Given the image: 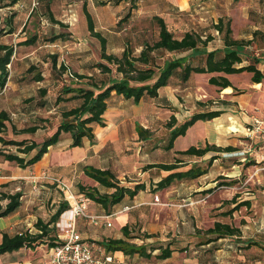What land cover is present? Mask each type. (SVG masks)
Segmentation results:
<instances>
[{
	"label": "rangeland",
	"instance_id": "rangeland-1",
	"mask_svg": "<svg viewBox=\"0 0 264 264\" xmlns=\"http://www.w3.org/2000/svg\"><path fill=\"white\" fill-rule=\"evenodd\" d=\"M241 2L193 0V4L185 10L174 5H138V9L133 12L131 18L124 20L130 5H114L109 0H22L18 6L0 11V29L5 26V20L8 18L14 25L17 24L16 35H8L0 39L3 43L14 45L16 51L11 65L8 66L10 70L9 83L4 89L5 92L0 94V111L6 110L10 113L12 124L17 129L29 127L36 124V121L41 118L40 116L46 115L44 110L37 115L29 114L24 110L26 99L31 97L40 99L39 86L47 87L50 104L57 106L55 101L64 86H86L87 80H79L71 73L93 76L97 82L108 77L94 67L99 63L107 64V62L101 58L100 42L88 31L85 9L92 15L96 31L107 39V54L121 56L128 45L133 50V55L138 57L144 44H153L158 39L159 28L154 21L156 16L165 19L169 29L177 38H182L188 30L200 33L204 39L208 35L215 36L217 39L208 45L211 48L222 45L218 41L219 36L213 29V25L225 15L232 16L236 35L244 33L245 30L247 33V29L244 28L246 20L243 17L245 8ZM258 2L260 3L261 0ZM48 10L53 12L56 20L63 26L54 25L50 21L47 15ZM248 15L252 20V23L249 24L250 27L253 29L256 25L259 30L256 31L257 35H253V45L250 50L252 54L249 53L250 56L247 55L245 59L254 62V59L258 58L261 61L258 66L264 71V10L261 13L253 14L251 12ZM35 35L38 36V42L35 45H18ZM55 36L60 38L51 41ZM153 55L157 65H163L166 60L182 56L162 52H156ZM53 56L58 57V69L56 70L52 66ZM62 63L69 67L66 73L59 70ZM30 66H36L37 72L43 73L45 77L43 84L23 79ZM114 74L113 67L112 76ZM243 75L248 76V73L233 75L238 93L244 91L245 85H247V78ZM209 78L210 76H192L187 83H181L177 78L172 79L170 87L165 91L161 90V98L154 101L147 98L141 106L143 110H146L145 112L156 114L155 118H132L133 120H129L125 124L127 130L133 131L134 127L139 130L138 127H140L148 131V135L147 139L143 140L145 147L141 156L137 154L141 144L139 143L140 139L137 140L138 133L123 145L119 156L125 158L126 163L123 162V167L119 168L120 174L117 175L122 185L134 187L138 181L155 182L167 175L161 169L148 167L151 164L174 162L173 155L165 150L169 137L167 123L172 115L183 121L188 120L197 112L225 107L222 103H227V101L220 97L219 89L209 85ZM80 103L81 101L74 100L58 105L52 114H49V118H52V120L50 119V133L55 132L61 121L62 112L74 108ZM111 104L112 108L120 109L127 114L135 113L137 115L140 110V107L135 106L132 100L128 102L122 99ZM32 105L34 103L28 106L32 107ZM231 114L237 115L234 112ZM113 116L114 112L110 117ZM234 120L225 122L221 118L207 123L204 127L202 125L205 122L201 121L202 124L198 123L189 129L186 136L177 139L175 149L184 150L190 146L203 145L202 139L205 136V130L211 133L213 130L222 131L227 126L231 127L230 130H236ZM12 124L8 128L5 138L23 140L26 135H14ZM228 131L226 130V135H233L231 139H234L239 151L235 154L225 155L224 161L242 159L243 163L248 162L251 165L250 168L246 171L242 167L234 168L229 163L217 161L212 168H209L207 177L193 182L176 181L170 188L157 194L160 199L154 197L151 200L153 193H142L143 199L138 200V203L141 204L130 210V213L128 212L129 222L127 225L133 237L131 242L137 245L147 244L157 247L172 244L178 252L171 259L165 261L155 257L159 251L154 252L151 259L136 255L128 258L125 264H242L246 259L263 255L259 247H252L249 250H245L244 247L247 240L264 244V241L259 239V237H264V171L262 170L264 160L254 153L260 151L259 147L253 144L256 139L248 140L244 136L243 129L241 130L243 132H236V134ZM47 135H49L48 131H43L38 136L30 135V137L37 142H42ZM211 137L213 139L215 135ZM68 139H71V135L67 134L62 138V144H66ZM206 143H208L207 140ZM219 143L221 144V141ZM252 145L254 146L252 147ZM2 149L18 153L16 147ZM67 157L65 156V160H68ZM194 160L187 159L183 166L186 167L184 169L189 168L192 164H198L202 169L208 168L209 159ZM0 163H4L2 157H0ZM81 172V167L73 168L67 180L62 181L71 188L75 195L81 193L79 188L81 185L90 189L97 187L96 184L88 181L93 180L85 178ZM44 179L36 189H33L31 184L20 186L21 192L24 194L22 208L19 210V214L7 218V220H5L6 218L0 220V241L4 232L10 235L26 231L37 232L35 224L38 219L49 221L62 199H65L64 193L57 183L48 180L49 178ZM230 183L236 184L231 188L228 186ZM99 187V190L96 189L101 194H105L104 189ZM208 190L210 191L207 192ZM236 196L239 197V199L236 198V203H242L239 201L251 198L252 200L244 202L251 203L252 201L253 204L249 207H241L231 216H223V213L235 209L237 204L230 202ZM75 202L72 200V203ZM233 205L235 206L232 207ZM87 207L88 215L97 217L90 210L91 207L93 209L97 205L88 201ZM121 213L119 211L116 216ZM84 219L87 221L82 225V229L80 228L83 234L92 239H99V241L106 239L104 234L93 235L91 233L93 229L88 225V222L91 223L93 220L85 217ZM99 221L96 222L99 223ZM217 221L237 228L241 227L243 229L242 236L245 239L226 238L209 246L208 244L201 245V242L209 239L206 231L214 227ZM114 225L116 230L119 229L120 221L116 220ZM107 236L115 237L116 234L112 232ZM48 257L49 251L46 246H39L33 251L22 249L19 252L7 254L0 259V264H42L46 263Z\"/></svg>",
	"mask_w": 264,
	"mask_h": 264
},
{
	"label": "trees",
	"instance_id": "trees-1",
	"mask_svg": "<svg viewBox=\"0 0 264 264\" xmlns=\"http://www.w3.org/2000/svg\"><path fill=\"white\" fill-rule=\"evenodd\" d=\"M22 0H0V11L3 9H11ZM123 1H127L130 5L129 11L124 20L131 18L133 12L138 9L139 0H109L114 5H119ZM240 2L242 0H234ZM264 3V0H261ZM50 21L60 24L56 20L51 10L47 11ZM88 31L101 44V58L107 64L99 63L95 65L103 75H108L102 81H95L93 76L79 75L77 73L71 75L79 80H87L86 86H64L58 95L55 104L58 106L64 102L74 100L81 101L80 105L64 110L61 114V121L57 125L55 132L47 135L42 142L35 139H23L21 141L5 138V134L9 126L12 124V118L8 111H0V144L3 148L16 147L17 154L0 149V157L4 161L14 163L22 169L34 166L45 154L49 148L58 144L63 133L70 134L72 139L71 148L83 147L84 139H89L92 144L95 142L94 126L106 127L104 115L108 110V101L113 94L122 96L125 100H132L135 105H139L141 101L159 99L160 91L171 85V80L177 78L181 83H187L193 74H210L209 84L217 87L220 91L229 87H233L227 75L241 74L244 72L252 74L251 81L260 84L264 81V73L258 68L261 61L258 58L254 62L246 60L248 51L247 47L252 46L253 41L236 40L233 37L231 20L228 18H220L218 23L213 25V29L221 37L222 46L213 51L208 50V44L213 40L212 35L203 36L194 31L188 30L182 38H177L169 29L164 18L156 16L154 21L159 28L157 41L153 44H144L143 49L138 57L133 55V50L127 45L121 56L107 54V39L98 31H96L92 15L85 9ZM17 31V24L14 25L8 18L5 20V26L0 29V39L8 35H13ZM257 35V33L255 34ZM60 37H53L51 41H55ZM38 42V36L35 35L26 41L19 43V46H33ZM174 53L178 55L187 54L166 60L163 65H157L154 53ZM14 45H9L0 41V94L6 88L10 79L9 65L15 56ZM248 61L247 65H242ZM53 69H58V57H52ZM113 67L115 74H113ZM59 70L66 73L69 67L62 63ZM34 74V75H33ZM32 76V77H31ZM24 80H31L34 83H42L45 77L42 72H37L36 66H30L26 71ZM227 91H231L227 89ZM40 99L35 97L28 98L24 101L25 111H35L45 109L50 106V100L47 87H42L38 91ZM50 101V102H49ZM34 103L32 107L28 105ZM223 114L222 111H204L198 112L191 116L188 120L180 123L175 115H172L167 128L169 131L168 143L165 146L166 151L174 148L175 141L186 136L188 130L197 122L212 121ZM41 123V124H40ZM51 120L48 118H40L36 124L17 129L12 124L14 135H36L39 130L51 129ZM139 137L144 140L148 135V131L138 127ZM236 150L233 147L222 148L217 145L206 143L205 145L190 146L183 151H177L173 163L154 164L148 168H159L169 175L164 177L157 183L156 190L169 188L176 181L195 180L207 174L206 169H202L199 165H194L188 170L181 171L187 159H201L208 154H216L210 158L209 165L220 158L218 154L228 153ZM249 166V165H248ZM83 173L88 178L94 180L102 188L113 190L112 193L101 194L96 188H86L81 185L80 192L77 195H83L88 201L100 204L106 211H110L114 206L120 204L124 198L133 199L140 192L147 189L146 184L138 183L134 187L122 185L118 177L111 170H101L94 166H85ZM235 183H230L231 186ZM155 190V191H156ZM208 190L207 192H209ZM236 197L230 203L237 204L235 209L223 213V216H231L241 207H249L250 202L236 203ZM5 202V204H3ZM23 205V193L17 191L15 193H0V220L9 218L16 214ZM70 209V204L65 199L57 206V210L51 216L49 221L38 219L35 224L37 232H22L10 235L7 232L2 233L0 241V259L7 255L21 251L22 249L35 250L39 246H46L47 251L54 249L63 244L61 234L57 229V223L61 216ZM126 239H108L103 240L99 244L102 245L107 252H122L125 256L139 255L145 259H151L154 252L159 250V254L155 257L158 260H168L172 258L177 249L172 248V244L159 247L153 245H137L130 243L133 237L129 232V226L126 225L121 229ZM209 239L201 242V245L218 242L226 238H241V229L227 223L215 222L214 227L206 231ZM245 250L252 247L264 249V244L258 241H245Z\"/></svg>",
	"mask_w": 264,
	"mask_h": 264
},
{
	"label": "crops",
	"instance_id": "crops-1",
	"mask_svg": "<svg viewBox=\"0 0 264 264\" xmlns=\"http://www.w3.org/2000/svg\"><path fill=\"white\" fill-rule=\"evenodd\" d=\"M192 2H193V0H139L138 5H174L181 10H185V9H188L189 5L193 4ZM20 3H21V1L19 2V4ZM19 4H17L16 6H18ZM122 4L129 5V3L127 1H123L119 5H122ZM241 4H243V6L245 8V10L243 11V17L246 20V23L244 24V28L247 29V33H245L246 30L243 29V30H245V31H243L244 33H239L238 35H236L235 30H234V20L231 19L232 16L225 15V17H221V18H227L228 17V19L231 20L233 37L236 40H246V41L251 40L252 41L254 38L253 35L256 34V31L259 30V27H256V25H254L253 29H252V27H250L249 24L252 23V20L250 18V15H248V13H251V12L253 14L254 13H261L262 10H264V3L262 2V4H261V2L260 3L258 2V0H242ZM6 9H8V8H6ZM215 24H216V22H215ZM250 30H251V32H250ZM216 39L217 38L215 36H213V40L208 45H211V43L213 41H215ZM218 41L221 42V44H222L220 36L218 37ZM221 46L222 45H219L216 48H211L209 46L208 50L213 51L217 48H220ZM250 50H252V46L247 47L248 54L250 53ZM250 54H252V52ZM250 54H249V56H250ZM182 56H186V55H182ZM247 64H248V61H245L242 65H247ZM258 68L264 73V71L261 69L260 66H258ZM246 73L247 72H244L241 74H246ZM234 75H239V74H234ZM192 76H210L211 77L212 75H210V74H193ZM240 77H242V76H240ZM244 77L247 78V83H246L247 85H245L246 88L244 91H241L238 93L236 91V88H238V87L233 81L234 80L233 75H227V78H229L233 87H229V88H226V89L220 91V94H221L220 97H222L223 100H226L227 103H225V102L222 103L223 105H225V107H223V108L212 109V111H222L223 114L220 117H218L212 121L205 122L202 125L204 127L207 123L209 124V123H211L217 119H221V118L225 122H230V120L235 119L234 121L236 123V128H237L236 130H230L231 129L230 126L223 128L222 131L213 130L211 133L209 131L205 130L206 133H205L204 138L202 139V141L204 142L203 145L206 144V140H207L208 143L211 145H217L218 147H222V148L233 147L236 149L232 152L218 154L220 158L216 159L213 162V164L217 161L223 162L225 160L224 159L225 155L235 154L239 151V149L237 148V145L234 143V139H231V137L233 135H230V136L226 135V130H229L228 132H230V133L234 132V134H236V132H243V131H241L243 129L244 130V136L248 140H255L256 139V142H254L253 144L257 145V147H259L260 151L259 152L255 151L254 153L256 156L261 157L262 160H264V81L260 84L253 83L251 81L252 74H250V73H248V76L245 75ZM208 83H209V81H208ZM42 87H44V85L39 86L38 89H40ZM169 87L170 86H168L162 90L165 91ZM212 87H214V86H212ZM227 89H230L231 91H227ZM4 92H5V90L2 93H4ZM160 94H161V91H160ZM160 94H159V98H161ZM122 99H124L122 96H118L115 94H113L111 96L110 100L108 101V110L106 111V113L104 115L106 127L102 128L100 126H94V133L96 136L94 144H92V142L89 139H84L83 147L71 148L70 146L72 144V139H68L66 144H64V145L62 144V138L65 135H67L66 133H63L61 136L60 142L54 146H51L49 148L48 153L45 154V156L42 158V160L39 161L34 166L28 167L27 169H22V168L18 167L17 165L10 163V162L4 161V163H0V193H2V192L3 193L4 192L15 193L17 191H21L20 186L21 185L23 186L24 184H31L33 189L34 188L36 189L38 184L40 185V183L42 182L41 180H45L43 178L44 175H46L49 178H54V179H58L61 181H66L67 178L69 177L70 173H71V169L73 170V168H76V167H81V169H82L81 174L82 175H84L83 168L85 166H94L95 168H98L101 170H111L116 176L118 174H120L119 168L123 167V165H122L123 162L126 163V159L119 156L120 152L122 151V147L126 141H128L130 138H134L135 136H137V133H138L137 127H136V129L134 127L133 131L127 130V129H125V124H127L129 120H133L134 118L139 119V118L145 117V118L152 119V118H155V116H156V114L152 115L151 113L149 114L148 111L145 112L146 110H143V107H141V106H142L144 101H141V103L139 105L134 104L135 106L140 107V110L137 113V115L135 113L127 114L120 109L112 108L113 106L111 103H113L117 100L120 101ZM126 101L129 102L131 100H126ZM56 107L57 106L51 104L50 106H47L45 109H38L37 110L38 112L37 111H32V112L26 111V112L29 114L34 113L37 115V114H39L40 111L44 110L43 112H45L46 115L40 116V117L48 119L49 114H52L53 110H55ZM235 109H236V112H235ZM113 112H114V116L110 117V115L113 114ZM201 112H204V111H201ZM230 112L231 113L232 112L237 113V115H233ZM49 119L52 120V118H49ZM177 119L179 120L180 123L186 121V120L180 121V119L178 117H177ZM256 121H259V123H260L259 127L256 126V124H255ZM198 123L202 124L201 121H199L195 125H197ZM43 131H45V132L48 131L49 135L52 134V133H50L51 130H49V127H48V129H45V130H42V129L39 130L35 136H38ZM68 135H70V134H68ZM212 135L213 136L215 135V138L211 139ZM24 139H34V138L30 137V135H26V137H24ZM146 139H144V140H146ZM137 140H139V143H141L140 146L138 147L137 154L141 156V154L143 155V153H144L143 150L145 147V145H144L145 142L141 138H139V136L137 137ZM176 141H175V143H176ZM219 141H221V144L219 143ZM175 143H174L173 150L166 151L167 153L172 154L173 158L176 156L177 151H183V150H176L175 149V147H176ZM0 146H1V144H0ZM253 146L254 145H252V147ZM2 148L0 147V149H2ZM187 148H189V147H187ZM248 148H250V147L248 146ZM249 150H251V148ZM68 155L71 157L68 158L67 157ZM213 155H216V154H208L201 159L191 158V160H194V159H196V160H208L209 159V161H210V158ZM65 156L67 157L68 160H65ZM196 160H194V161H196ZM244 160H246V159H244ZM209 161H208V168L206 169L207 174H205L202 177L195 179V180H199L203 177L208 176L209 168L213 167V164L209 165ZM224 162L229 163L234 168L235 167L236 168L242 167L246 171L251 166L248 164V162L243 163L242 159H231V160L224 161ZM160 164H166V163H160ZM151 165H154V164H151ZM194 165H198V164H192L187 169H184L186 167H182L180 170L181 171L188 170ZM163 172H165V171H163ZM165 173L167 175H169V172H165ZM86 177L87 176H85V178ZM163 178L164 177H162L160 180L155 181V182L150 181V180L148 182L147 181L146 182L138 181L135 184L144 183V184H146L147 189L145 191L140 192L133 199H131L129 197L124 198V200L120 204L114 206L110 211H106L100 204H97L95 202L90 201V203L97 205V207H93V209H92V207L90 208V210L95 215H97L98 217H109L108 219L100 220L99 223H95V222L89 223L88 222V225L91 226L93 229L91 231V233L93 235L104 234L106 236V239H104V240L126 239L123 236L121 229L124 226H126L129 222L128 217H129V213L131 212L130 210H133V208H136L138 205L141 204V203H138V200L143 199V196L141 195L142 193L151 192L154 195H156V196L152 195L151 200L154 197H157L158 199H160L159 195H157V194L162 193L163 191L168 189V188H166L163 190H156L157 183L160 182ZM48 180H50V179H48ZM88 181L97 185V187H93V188L98 189V187L100 186L94 180L93 181L88 180ZM190 181L193 182L194 180H190ZM46 182H49V181H46ZM184 182H188V181L184 180ZM238 183H240V182H238ZM235 184L231 185L230 187L233 188ZM127 187H130V186L127 185ZM104 192L105 193H112L113 190L104 189ZM23 197H24V194H23ZM237 199H239V197H237ZM246 200L250 201L252 199L251 198L250 199L249 198L244 199V200L242 199L239 202H244ZM149 201H150V199H149ZM54 202H56V201H54ZM231 204H235V203H231ZM251 204H253L252 201H251ZM90 206H91V204H90ZM234 206L235 205H233L232 207H234ZM126 207H130L131 209L125 210ZM119 211H121L122 213L119 214L118 216H116ZM124 212H126V213H124ZM236 212H234V214ZM19 213L20 212L18 211V213L14 214L12 216H15ZM5 220H7V218ZM116 220L120 221V226H119V229H117V230L115 229V225H114ZM86 221L87 220H85L82 217L78 218L77 230L81 234L83 240L89 241L95 245V250H94L95 256L101 257V258L104 256L112 257L113 258L112 263H108V264H125V262L128 258L133 257V256H125L122 252H116V253L107 252L106 249L102 245L99 244L103 240L99 241V239H95V238L92 239V238H89L88 236H86L85 234H83L82 231L80 230V228L82 229V225ZM92 223H94V224H92ZM108 223H111L112 226L108 227L107 226ZM239 229H241L242 234H243V229L241 227ZM112 232H114L116 234V236L115 237H108L107 234L112 233ZM263 236H264V234H263ZM240 239H245V238L243 236H241ZM259 239H262L264 241V237H259ZM127 241L132 243L131 240H127ZM214 243H216V242H213L210 244H214ZM210 244H208V246ZM172 248L175 249L173 246H172ZM259 250H261L263 255H260V257H257V258L253 257V258L246 259L242 264H264V249L259 248ZM156 251H159V250H156ZM134 256H136V255H134Z\"/></svg>",
	"mask_w": 264,
	"mask_h": 264
},
{
	"label": "built area",
	"instance_id": "built-area-1",
	"mask_svg": "<svg viewBox=\"0 0 264 264\" xmlns=\"http://www.w3.org/2000/svg\"><path fill=\"white\" fill-rule=\"evenodd\" d=\"M256 126L259 127V121L255 122ZM264 171V167L262 168ZM43 178H49L44 175ZM57 183L58 187L64 193L65 200L69 202L70 209L66 211L60 218V221L57 223V229L61 234V239L63 244L48 250L49 257L46 263L42 264H108L112 263L113 258L104 256L97 257L95 256L94 250L95 245L89 241L83 240L81 234L77 230V221L78 218H90L93 222L97 223V220L108 219L109 217H92L88 215L87 202L83 195L73 194L71 188L64 182L58 179L49 178ZM72 200L76 201L72 203ZM130 207H126L125 210H130ZM68 213H71V216L64 218ZM108 227H111L112 224L108 223ZM53 251V252H51Z\"/></svg>",
	"mask_w": 264,
	"mask_h": 264
},
{
	"label": "bare ground",
	"instance_id": "bare-ground-1",
	"mask_svg": "<svg viewBox=\"0 0 264 264\" xmlns=\"http://www.w3.org/2000/svg\"><path fill=\"white\" fill-rule=\"evenodd\" d=\"M68 216L70 217L71 213H68L64 218L66 219Z\"/></svg>",
	"mask_w": 264,
	"mask_h": 264
}]
</instances>
